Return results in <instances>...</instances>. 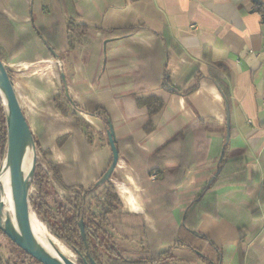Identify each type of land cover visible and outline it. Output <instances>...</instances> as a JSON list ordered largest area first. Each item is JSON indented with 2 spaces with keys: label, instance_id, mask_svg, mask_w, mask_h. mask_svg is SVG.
Returning <instances> with one entry per match:
<instances>
[{
  "label": "crops",
  "instance_id": "0c3cea01",
  "mask_svg": "<svg viewBox=\"0 0 264 264\" xmlns=\"http://www.w3.org/2000/svg\"><path fill=\"white\" fill-rule=\"evenodd\" d=\"M69 21L88 30L69 34ZM34 26L58 34L56 50ZM0 47L35 104L53 109L54 74L64 73L94 133L99 175L112 158L107 116L121 202L107 231L126 257L169 253L171 264H209L175 246L189 229L206 237L198 245L214 264H264V0H0ZM146 96L163 101L153 116L136 105ZM197 125L198 136L174 139ZM67 143L70 160L56 157L74 163Z\"/></svg>",
  "mask_w": 264,
  "mask_h": 264
},
{
  "label": "trees",
  "instance_id": "16d2710c",
  "mask_svg": "<svg viewBox=\"0 0 264 264\" xmlns=\"http://www.w3.org/2000/svg\"><path fill=\"white\" fill-rule=\"evenodd\" d=\"M34 28L43 42L56 50L57 44L55 43L54 35L59 42L58 34L48 35L43 29L36 26ZM87 30L88 27L85 25L75 26L72 21L68 22L69 34L81 36ZM71 38H68L69 47H72L74 44ZM0 60H5L1 47ZM217 68L228 75L226 67L218 65ZM8 72L15 83L13 72L11 70ZM209 76L215 79L217 72L210 70ZM59 77L61 79V75ZM221 82L223 83V87L220 90L226 102L227 111H229V91L226 79L223 78ZM165 83L169 86V79H165ZM196 87L197 84H194L187 91L182 92V94H188ZM65 101L66 104L70 103L73 106L72 109H74L71 113V117L74 119L69 123V126L50 121L45 126L48 129L47 132L42 126H37L39 129L37 134L31 130L37 154L33 175V183L36 184L37 191L36 195L31 194L29 196V201L37 218L59 242L76 254L78 264H91L92 261L95 264H171L172 256L169 253L154 254L149 258L130 259L126 257L123 248L119 246L114 237L107 231L110 223L109 219L118 210L121 202L111 183L112 175L105 182L97 184L102 175L97 173L92 159V134L75 117V110H78V108L71 99L64 98V95L61 94L54 99L55 106L63 112V115L68 116ZM136 105L139 108H145L148 116H153L162 108L163 101L155 96L138 97L136 98ZM203 122L201 120L197 124H202ZM105 123L109 126L107 116H105ZM196 127H200V125L190 126L184 133L177 135L174 139L182 137L184 139L185 135L189 134L190 131L198 136L200 132L193 130ZM150 129H152V126L147 124L146 130L149 131ZM73 130L78 134L76 135L78 139L75 141L77 149L76 162L73 164H51L46 160L44 161L45 156L49 153L44 147V143L50 137L48 135L55 136L58 144H61L66 134L68 135ZM6 143V112L0 99V162L5 156ZM39 159L43 160L46 168H42ZM56 189L61 190L64 196L60 197ZM51 197L56 198L58 201L54 207L50 204ZM80 220L82 221V225H80ZM187 233L189 234V238H177L175 246H182L197 251L203 260H207L209 264H214L212 258H209L198 245V242L206 237L189 229H187ZM19 250L24 254L23 259L35 261L21 249ZM35 262L38 263L37 261Z\"/></svg>",
  "mask_w": 264,
  "mask_h": 264
},
{
  "label": "water",
  "instance_id": "95a60500",
  "mask_svg": "<svg viewBox=\"0 0 264 264\" xmlns=\"http://www.w3.org/2000/svg\"><path fill=\"white\" fill-rule=\"evenodd\" d=\"M53 56L58 59V55L49 48ZM11 68L0 60V99L6 112L7 122V143L5 158L0 166L8 173L10 199L14 209V217L17 226L14 225V219L9 216L0 197V231L12 241L19 249L40 264H78L69 257L57 258L47 252L37 241L31 228V206L29 201V189L36 166L35 144L33 141L31 128L26 120L22 110L21 102L17 94L14 82L8 71ZM64 85V92L69 98L67 83L64 74H61ZM108 144L111 149V162L102 174L97 184L108 180L112 175L118 162V151L115 145V139L111 125L106 130ZM229 138V132L225 136L226 142ZM30 145L32 149V161L27 173H23L22 163L26 146ZM222 156V155H221ZM4 167V168H3ZM34 215V214H33ZM80 225L82 221L80 220ZM95 264V262H91Z\"/></svg>",
  "mask_w": 264,
  "mask_h": 264
},
{
  "label": "rangeland",
  "instance_id": "374dc122",
  "mask_svg": "<svg viewBox=\"0 0 264 264\" xmlns=\"http://www.w3.org/2000/svg\"><path fill=\"white\" fill-rule=\"evenodd\" d=\"M52 1L53 0H45V3L46 4H47V2H51L52 3ZM71 40L75 44V40L72 39V38H71ZM74 44H73V46H74ZM55 53L58 55V59L56 61L58 62V65L61 66L62 59H61V57L59 55V51L55 52ZM3 62L5 63V61H3ZM59 66H58V68H62V67H59ZM59 73H60V71H58L57 73L54 74V76H55L54 77V81H55L54 83H55V86H56V89H57V93L55 94V96L53 97V100H52L53 109H48L45 104H40V105L39 104H35L33 102L31 94H29V95L26 94V92L28 91L27 89H29V88H27V86L21 85L22 83L20 82V79L19 78L17 79L16 74L13 73V77H14V80H15L14 85H15L17 94L19 96V100L21 102L22 110H23V112L26 115V118H27V120H28V122L30 124L31 130L35 134H37L39 132V129H38L37 126H42L47 132L48 129L45 128V126L47 125V123L49 124L50 121L56 122L57 124H61V125H64V126H69V123L74 119L73 117H71V113L74 111V109H72L73 106H71L70 103L66 104V101H65V106L67 105L65 108H66V111L68 112V116L63 115V112L61 110H59L55 106V103H54V99L56 97L60 96V94L64 95V98L66 97L65 92H64V85H63L62 79H60V77H59V75H60ZM66 83H67V81H66ZM22 86L24 88H22ZM67 90H68V88H67ZM68 94H69V99L72 100L71 95L69 93V90H68ZM66 98H68V97H66ZM79 111H80L79 109L75 110V113H76L75 117H77L79 119V121L82 124V126L86 127V130L90 134L94 135V133L89 130V128L87 127L86 123L83 122V119L78 115L77 112H79ZM80 112H84V111H80ZM107 128H108V126H107ZM76 135H78V134L75 132V130H73L72 132H69L68 135L66 134V136L62 139V143L61 144H58L57 138L55 136L48 135L50 137L47 138L46 142L44 143V147L48 150L49 153L45 156L44 161L46 160L48 163H51V164H73L71 162H65V163L61 162V160H59L56 157V154L59 155L62 152L63 153V158L64 159H69L70 151H69V148H68L69 144L67 142H68V140H71L72 147H73L74 153L76 155V150L77 149H76L75 141H76V139H78ZM100 136L104 137V134L100 133ZM82 137L84 138V136H82ZM35 153H36V150H35ZM4 158H5V156H4ZM4 158L1 160L0 166L2 165V163L4 161ZM76 158H77V155H76ZM92 159H93V155H92ZM36 160H37V154H36ZM39 161L41 162L42 168H46V164L43 162V160L39 159ZM93 161H94V159H93ZM0 174H1V172H0ZM111 180H112V178H111ZM36 191H37V186H36L35 183H33V178H32V181H31V184H30V189H29V195H31V194L32 195H36ZM56 191H57V193H58V195L60 197L64 196V193L61 190L56 189ZM57 203H58V201L56 200V198H54V197L50 198V204H51L52 207H54V205H56ZM30 206H31V203H30ZM31 213H33L35 215V217L37 218V216H36L35 212L33 211L32 207H31ZM38 222H39L40 227L44 231H47V233L50 236H52L53 238L57 239L55 236H53L48 231L47 227L39 219H38ZM39 241H40V237H39ZM40 244H41V242H40ZM69 251L71 252V255H72V257L70 256V258L74 259L77 262L76 254L73 251H71L70 249H69ZM23 255L24 254L22 252H20V250L17 248V246L12 241H10V239H8L0 231V258H2L3 262L4 263L7 262L6 264H28V263L39 264V263H36L33 260H32L33 261L32 262L31 260L23 259Z\"/></svg>",
  "mask_w": 264,
  "mask_h": 264
},
{
  "label": "bare ground",
  "instance_id": "6f19581e",
  "mask_svg": "<svg viewBox=\"0 0 264 264\" xmlns=\"http://www.w3.org/2000/svg\"><path fill=\"white\" fill-rule=\"evenodd\" d=\"M32 156H33V153H32L31 146L28 145L25 148L24 156H23V163H22L23 173L28 172L30 165H31ZM4 169H2L1 174H0V197L5 206V210L9 213V216L12 219H14V225L17 226V222L14 217L15 215H14L13 205L10 199L8 173ZM30 220H31V228H32L33 234L35 235V238L37 239L39 244L41 242L40 245L47 252L51 253L57 258H61L63 256L69 257V258L70 256L72 257L71 252L69 251L68 248H66L62 243H60L57 239L50 236L47 233V231H44L40 227L38 219L35 217V215H33V213H31ZM39 237H40V241H39Z\"/></svg>",
  "mask_w": 264,
  "mask_h": 264
},
{
  "label": "built area",
  "instance_id": "2783aa9c",
  "mask_svg": "<svg viewBox=\"0 0 264 264\" xmlns=\"http://www.w3.org/2000/svg\"><path fill=\"white\" fill-rule=\"evenodd\" d=\"M263 106H264V102H263ZM154 176H152V178H153Z\"/></svg>",
  "mask_w": 264,
  "mask_h": 264
}]
</instances>
